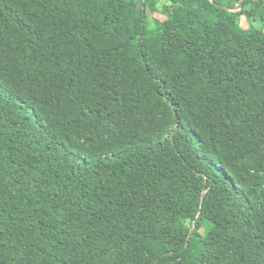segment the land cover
I'll list each match as a JSON object with an SVG mask.
<instances>
[{
  "label": "trees",
  "instance_id": "16d2710c",
  "mask_svg": "<svg viewBox=\"0 0 264 264\" xmlns=\"http://www.w3.org/2000/svg\"><path fill=\"white\" fill-rule=\"evenodd\" d=\"M160 1L0 0V264H264V0Z\"/></svg>",
  "mask_w": 264,
  "mask_h": 264
},
{
  "label": "rangeland",
  "instance_id": "374dc122",
  "mask_svg": "<svg viewBox=\"0 0 264 264\" xmlns=\"http://www.w3.org/2000/svg\"><path fill=\"white\" fill-rule=\"evenodd\" d=\"M165 5H167L166 0H161V1L158 3V5H157L158 12L155 13V14H152L151 17H152V18H156V19H164V18H165V15L163 14V7H164ZM242 23H243L244 25H246V21H245V19H243ZM207 229H208L207 227H204V228L202 229V232H203V233H206V232H207Z\"/></svg>",
  "mask_w": 264,
  "mask_h": 264
},
{
  "label": "water",
  "instance_id": "95a60500",
  "mask_svg": "<svg viewBox=\"0 0 264 264\" xmlns=\"http://www.w3.org/2000/svg\"><path fill=\"white\" fill-rule=\"evenodd\" d=\"M194 229V227L192 228V230Z\"/></svg>",
  "mask_w": 264,
  "mask_h": 264
}]
</instances>
